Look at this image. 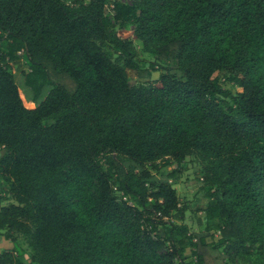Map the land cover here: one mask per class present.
Here are the masks:
<instances>
[{
    "label": "trees",
    "instance_id": "16d2710c",
    "mask_svg": "<svg viewBox=\"0 0 264 264\" xmlns=\"http://www.w3.org/2000/svg\"><path fill=\"white\" fill-rule=\"evenodd\" d=\"M0 152V264H264V0H0Z\"/></svg>",
    "mask_w": 264,
    "mask_h": 264
},
{
    "label": "rangeland",
    "instance_id": "374dc122",
    "mask_svg": "<svg viewBox=\"0 0 264 264\" xmlns=\"http://www.w3.org/2000/svg\"><path fill=\"white\" fill-rule=\"evenodd\" d=\"M111 1H120L127 4H133L139 0H110ZM110 9V6L108 7ZM108 9V10H109ZM109 12V11H108ZM130 28V27H129ZM118 27H115V30H117ZM118 35L120 37H125L128 39H131L133 41V44L135 46V49L137 51L138 58L142 61V69H148L150 67V64H155L157 67V71H151V78L155 79L157 78L158 74L161 72L160 67H164L165 64L157 59L156 54H153L149 51H146L143 49L142 44L139 40L134 39L128 30L120 29L118 30ZM115 55V54H114ZM28 67L26 66L25 69ZM63 77L62 75H60ZM66 76V75H65ZM134 78H140V80H143L145 76H136L131 75ZM62 79V78H61ZM70 79V78H69ZM71 80V79H70ZM57 82L63 84L68 89L72 90L74 88L69 87L65 82L57 80ZM1 154V152H0ZM170 167L166 168L164 171L169 170ZM202 177V167L199 159L194 155L191 154L187 156L181 165V170L178 176L174 179H170V183L176 190V194L179 198V201L181 204L184 202L188 203L189 208L185 212V217L183 221H180V223H185L188 226L189 231L196 232L199 230V225L203 224L204 219V212L202 209L204 208L207 199L203 196V190L200 189L202 185L201 181ZM6 187L0 181V194L3 195L5 193ZM10 202L9 200H3L2 204H7ZM179 223L178 221H175ZM219 238V234L216 232L214 234V237L212 239V242L214 241L216 243L217 239ZM211 240V239H208ZM16 243L20 246V248L23 251V262L24 264H29V257H30V248L27 245L26 241L20 237L16 236ZM12 249V242L9 239H6L3 231H0V253L2 251L11 250ZM219 251H222L221 248L218 249ZM215 250H209L205 249L203 250V258L204 263L203 264H220L221 256L220 254ZM228 264H259L258 260L255 255H242L238 256L236 258H233L232 260H228Z\"/></svg>",
    "mask_w": 264,
    "mask_h": 264
}]
</instances>
